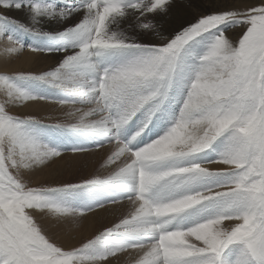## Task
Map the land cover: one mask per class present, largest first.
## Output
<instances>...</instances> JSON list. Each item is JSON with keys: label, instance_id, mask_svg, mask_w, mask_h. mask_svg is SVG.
I'll list each match as a JSON object with an SVG mask.
<instances>
[{"label": "snow or ice", "instance_id": "snow-or-ice-1", "mask_svg": "<svg viewBox=\"0 0 264 264\" xmlns=\"http://www.w3.org/2000/svg\"><path fill=\"white\" fill-rule=\"evenodd\" d=\"M66 0H59L63 5ZM23 4L31 27L5 15ZM172 0H77V7H57L40 0H0V44L9 54L25 51L33 58L50 51L67 53L49 70L5 72L0 74V91L10 100L25 105L45 102L53 105H95L82 113L78 123L52 126L95 135L101 141L93 148L71 152L90 153L105 146L112 151L103 161L111 166L125 152L133 160L103 179L91 177L61 180L49 193H73L94 187H110L119 195L108 203L87 211L74 209L46 196L47 209L63 214L104 209L121 200H136L139 207L98 235L68 249L52 242L32 222L30 210L41 207L37 193L25 190L12 174L11 153L22 159L60 157L61 152L39 143L26 126L41 123L21 118L0 106V264H112L122 253H137L138 264H264V7L258 0L237 4H218V11L199 14L195 23L174 36H165L153 23L159 13H166ZM242 7L244 19L232 21L229 9ZM82 13L79 21L63 32L41 33L40 18L66 19ZM228 13V15H225ZM129 17L132 24L120 25ZM228 23L244 25L234 49L221 41L215 43ZM10 28L54 41L52 48H35L14 39ZM137 34L155 33L145 43ZM199 49V50H197ZM227 62V63H225ZM219 67L215 79L210 74ZM22 78L37 79L66 91L72 98L53 100L29 95L14 86ZM184 94L182 106L172 126L164 135L145 147L132 145L163 111L175 89ZM140 114L136 130L123 139L126 127ZM190 114V115H189ZM202 136L191 140L190 151L182 156L170 152L151 156L154 149L169 140L178 129L199 127ZM143 129V131H141ZM220 142L216 159L191 166L159 168L165 161L190 158ZM200 165H223L211 174L217 182L193 191V175H179L181 169ZM27 166V165H25ZM14 167V165H13ZM199 172V170L197 169ZM210 192L208 200L197 203L198 194ZM185 201L195 204L171 216H152L153 210L175 206ZM224 204L230 207L218 210ZM187 222V223H186ZM232 223L230 231H221V223ZM210 227L207 237L200 233ZM172 234L199 239V245H171ZM111 241L106 250L103 242Z\"/></svg>", "mask_w": 264, "mask_h": 264}, {"label": "rangeland", "instance_id": "rangeland-1", "mask_svg": "<svg viewBox=\"0 0 264 264\" xmlns=\"http://www.w3.org/2000/svg\"><path fill=\"white\" fill-rule=\"evenodd\" d=\"M227 3L242 5L243 3L253 2V0H191L186 2V0H172L170 6L179 4H185L187 14L191 19L183 25L182 28H185L196 22L199 14L207 15L213 11H218L217 3ZM54 3V2H53ZM185 10V11H186ZM5 15L10 16L14 21L19 20L17 17H13L9 13L5 12ZM20 23L25 24L21 19ZM26 25V24H25ZM223 30L229 32V26L224 25ZM181 31V30H179ZM10 33L12 37L20 41L25 48L32 46L39 48L35 42L38 40L39 36H32L25 34L23 32L16 31L15 29L10 28ZM134 35L133 33H130ZM229 36L233 41H238L242 36V30L236 29L232 30L229 33ZM138 35V34H137ZM32 36V37H29ZM141 40L145 43H149L150 36H139ZM37 46V47H36ZM199 50V49H197ZM1 53H5L0 50V74L5 72L15 73L22 72L23 70L14 71L10 68V64L1 58ZM61 55L62 52H57ZM21 55V54H20ZM18 55V56H20ZM63 56V57H62ZM58 63L61 59L64 58L62 54ZM48 67V62L46 64ZM50 68V67H49ZM48 69V68H47ZM51 69V68H50ZM49 70V69H48ZM33 80V81H32ZM30 82V83H29ZM14 86L18 89L25 91L29 95L46 97L53 100H63L72 98L66 91L61 89L53 88L44 82L37 79H17L13 81ZM175 92V94H174ZM177 89L173 90L172 98L163 106V111L158 113L149 124L148 128L151 130V137L149 141H146L141 147H145L148 144L154 142L156 139L160 138L166 133V131L172 126L175 118L178 116L179 110L182 106V100L184 99L183 91L181 90L180 95L177 94ZM177 101V103H176ZM0 106H6L10 111V114L24 118L28 115L36 116L39 118L41 123L30 124L26 126L25 131L35 138L39 143L46 145L48 148L59 151L62 153L60 157L52 158L47 162V167H44L42 170L36 169L31 172L30 168H38L40 162L30 159H22L20 153L13 152L11 153L10 160H20L26 161L28 167L16 169L13 167V164L9 162V166L12 168V174L19 182L21 176L24 180H27L32 186H40L45 183H50L52 186H58V182L61 180L71 179L73 181H79L83 177H91L93 174L97 173L99 176L106 175V169L99 168L100 164L106 159L108 153V146H105L104 149H97L90 153H72L71 151L78 148H93L98 142L101 141L100 137L95 135H89L86 133L75 132L69 129H61L52 126V124L57 123L65 119L63 112L54 111L57 108V105L45 103V102H31L27 105L25 104H16L8 98L5 92L0 91ZM140 114L133 119L130 124V127H126L123 133V139L127 140L136 130V124L140 120ZM193 138L189 134L187 128L178 129L175 134L169 139L166 140L163 144L159 145L153 152L149 155L151 156H162L170 152H177L180 149L190 148L191 140ZM140 147V148H141ZM220 148V142L217 141L211 149L205 150L200 154H196L190 158H176L162 162L158 167L159 168H171L179 166H191L196 163H204L210 160L216 159V151ZM136 149V148H133ZM139 149V148H137ZM216 167V165H208ZM179 175H193L194 182L200 178L202 173L198 172L197 169H181L179 170ZM217 182V178H205L201 181H198L194 187L193 191L199 188H206ZM119 195V192L110 187H94L86 188L81 191L73 193H48L47 196L50 199L56 200L61 204H66L73 208L87 211L90 208L98 207L101 203H108L111 200L115 199ZM202 202V200L200 201ZM195 204L185 201L176 202L175 206H165L159 211L153 210L152 216H171L175 215L178 210H185L187 207H194ZM33 214L36 215L38 224L40 225L43 234H45L52 242L57 243L61 247L68 249L70 247H78L82 242H86L88 239L93 238L95 235H98L107 227H111L113 223L118 222V216H124L126 213L131 211V208L122 207L116 208L112 205L104 209H96L95 211L89 212L85 219L81 221L75 217L67 218H49L46 216L39 215V210H30ZM58 217L60 214H57ZM129 216V215H128ZM46 220V221H45ZM48 221V222H47ZM52 221V222H51ZM55 221V222H54ZM45 222V224H43ZM50 222V223H49ZM49 223V224H47ZM54 223V224H52ZM187 223V222H186ZM234 223V222H228ZM47 224V227L45 226ZM52 225V227H51ZM57 226V227H56ZM51 227V228H50ZM62 227V228H61ZM64 227V228H63ZM50 229V230H49ZM60 229H64L61 230ZM50 231V232H49ZM61 232V233H60ZM83 232V233H82ZM87 232V233H86ZM80 233V234H79ZM79 234V235H78ZM82 234V235H81ZM211 234V228L206 227L200 233L201 236L207 237ZM78 235V236H77ZM70 236V241L79 240L77 243L72 242L70 245L65 246L62 238ZM82 236V237H80ZM53 237V238H52ZM60 240V241H59ZM195 241V243H193ZM63 243V244H62ZM70 243V242H69ZM168 243L171 245H199V239H193L191 236H185L183 234H172ZM111 244V241L103 242V249L97 248L95 251L106 250V248ZM135 259V255L128 256L127 253H124L119 256V264H132V261ZM117 259H114L112 264H116ZM77 264H84L82 261H77Z\"/></svg>", "mask_w": 264, "mask_h": 264}, {"label": "clouds", "instance_id": "clouds-1", "mask_svg": "<svg viewBox=\"0 0 264 264\" xmlns=\"http://www.w3.org/2000/svg\"><path fill=\"white\" fill-rule=\"evenodd\" d=\"M259 7H264V0H258V5ZM245 11L244 8L242 7H235L232 9L228 10V13H235L234 16H231L230 19L232 21H237V20H242L244 19L242 13ZM228 13H225V15H228ZM227 26H229V32L232 30H236V29H240L243 30L244 25L239 24V23H228L225 24ZM159 30V29H158ZM229 32H225L224 30L221 32V34L216 37L215 39V43H219L221 41L225 42L228 46V48L225 50L226 52L229 49H234L237 45H238V41H233L231 39V37L229 36ZM153 37L155 36V33L152 34ZM20 54H23L20 53ZM227 63V62H225ZM219 67H217V69H215L211 74H210V79H215L216 74L219 72ZM12 102L16 103V104H24V102L20 101V100H12ZM96 106L95 105H76V104H70V105H57V108L54 109V111H60L63 112L65 119L62 121H58L55 124H63V125H71V124H75L78 123L79 120V116L84 113V112H88L91 111L92 109H94ZM190 115V114H189ZM25 118H31V119H38L36 116H31L28 115ZM189 129V134L192 138H196V137H200L203 135L205 128L203 125L199 126V127H187ZM141 131H143V129H141ZM155 143V141L153 142ZM112 151V146H108V153L110 154ZM190 151V148H185V149H180L176 152L177 156H182L187 154ZM108 156V154H107ZM106 156V158H107ZM51 160V158H47V159H42V162L40 163V165L38 166V168H30V171L33 172L36 169L42 170L44 167H47V162H49ZM133 160V155L131 152H125L124 155H122L118 160H116L111 166L109 167H104L103 163L100 164L99 168H104L106 169V175L104 176H99L97 175V173L93 174L91 177H96V178H100L103 179L105 177H108L110 175H112L113 173H115L117 170L123 168L124 166H126L130 161ZM10 163H12L14 165V167L16 169H20V168H24V167H28L27 162L26 161H20V160H10ZM27 165V166H25ZM223 167V165H216V167H212V166H208V165H203L202 167L200 165L195 166V169H198L200 173L203 174H207V176H205L203 179L205 178H211V174L219 171L221 168ZM187 170V169H185ZM91 177H83L82 179H87V178H91ZM19 183L22 185V187L25 190L28 191H35L37 193V202L41 205L40 208H38L39 210V215L42 216H46L49 218H67V217H75L80 219L81 221H83L86 217V215L89 212H84L81 213L78 210H74V211H69L63 214H60L59 217L57 215L56 212L53 211H49L47 209V203H46V196L49 193V190L53 187L56 186H52V184L50 183H45L42 184L40 186H32L27 180L23 179V176L20 177L19 179ZM211 195L210 192H204V193H200L198 194V199H197V203H200L201 200H208L209 196ZM113 207L116 208H122V207H128L131 208V211L126 213L124 216H118L117 219L120 220L122 218L127 217L128 215L132 214L133 212L136 211V209L139 207V203L136 200H121L119 203L112 205ZM230 206L228 204H224L220 207V209L218 210H226L228 209ZM75 209V208H74ZM29 215L32 219L33 224L38 228L41 229L40 225L37 222L36 219V215L33 214V212H29ZM232 227V223H221L219 225V228L221 231H230ZM42 230V229H41ZM193 243H195V241H193ZM124 254V253H122ZM121 254V255H122ZM128 256H133L135 255V259L132 261V264H138V254L137 253H132L129 252L127 253ZM116 264H119V260L117 259Z\"/></svg>", "mask_w": 264, "mask_h": 264}, {"label": "bare ground", "instance_id": "bare-ground-1", "mask_svg": "<svg viewBox=\"0 0 264 264\" xmlns=\"http://www.w3.org/2000/svg\"><path fill=\"white\" fill-rule=\"evenodd\" d=\"M189 1H191V0H186V2H189ZM40 2H42L44 4H56V6L58 8L61 6H63L64 8H69V7L74 8V7L78 6L77 0H66V2L63 5H60L59 0H40ZM185 4H187V3H185ZM185 4L183 3V5L179 4L178 6H176V5L169 6V9L166 13H159L155 16V18L153 19V23L158 27L159 31L163 35L174 36L176 33L179 32V30L182 29L183 25L185 23H187V21L189 19H191L190 16L187 14ZM6 13H9L13 17H17V19L19 18V20L21 19L27 26L31 27V22L29 19V13L27 12L26 9H24L23 4L19 10L9 9ZM81 16H82V13H74L73 15L68 16L66 19H60L59 17H55L53 19H45V18L41 17L40 22L36 27L39 29V31L41 33L55 34V33L63 32L65 29L76 24L79 21V18ZM132 22H133L132 18L129 17L126 21L121 23L120 27L122 29L126 28L129 25H131ZM131 33H133L134 35H137V32L134 29ZM138 35L142 36L145 34H138ZM145 36L146 37L150 36V41L152 42V37H153L152 33H148ZM29 37H32V36H29ZM35 44L38 45L39 48H52L54 46V41L48 37L39 36V38L35 42ZM0 50L5 52V53H1V58L10 64V68L14 71L23 70L22 72H35L38 68H44L45 70H48L50 68H54L58 65L57 59H59L60 56H62V54L64 56L67 54H71V50H69V52H67V53L62 52L61 55L58 54L57 51H50V52H48L47 55L41 54L40 56H38L34 59L32 54L27 52V51H25L20 56H17L16 54H9L6 51L5 45H3V44H0ZM47 62H48V67L46 66ZM25 79H31V78H25ZM177 91L178 92L176 95L178 96V95H180L181 89L177 88ZM174 94H175V92H174ZM176 103H177V101H176ZM52 220H53V218H52ZM49 223H47V224H49ZM43 224H45V222H43ZM47 224L45 225L46 227H47ZM52 224H54V223H52ZM51 227H52V225H51ZM61 230H64V229H60V231ZM80 237H82V236H80ZM70 238H71L70 236L62 238V241H64L63 243L65 246L70 245L72 242L77 243L79 241V240H77L78 238H76L73 241L71 240L72 241L71 242L69 240Z\"/></svg>", "mask_w": 264, "mask_h": 264}]
</instances>
